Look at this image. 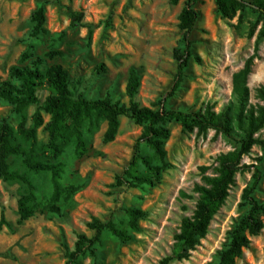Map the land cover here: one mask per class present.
<instances>
[{
	"label": "rangeland",
	"instance_id": "1",
	"mask_svg": "<svg viewBox=\"0 0 264 264\" xmlns=\"http://www.w3.org/2000/svg\"><path fill=\"white\" fill-rule=\"evenodd\" d=\"M188 0L173 4L170 0H0V84L9 79L12 66L30 64L21 55L33 43V58L60 63L69 72L75 94L100 98L111 93L115 100L128 103L126 85L131 67L141 75L137 100L144 106L161 109L199 110L212 105L217 111L235 104L234 75L253 54V71L249 76L250 103L257 104L256 89L264 84V38L257 36L262 26L258 15L247 10L233 19L223 18L216 0H196L199 19L191 33L192 57L182 81L173 90L177 74L174 50L182 46L183 31L179 14ZM44 6L47 34L33 39L32 13ZM87 24L94 26L89 34ZM255 26V33L249 36ZM58 52L55 57L47 54ZM103 65V69H98ZM43 100L48 90L38 92ZM35 106L27 109V126L32 125ZM6 118L16 128L20 118L12 105L0 100V123ZM45 121L49 115H44ZM170 136L165 142L168 168L155 186L132 188L118 185L133 158L135 144L143 127L122 116L119 131L112 142H104L106 122L86 137L90 152L79 158L74 145L66 148L59 160L65 163L64 186L78 185L69 200L60 203L61 214L46 209L52 194L51 175L29 171L23 156H11L10 167L26 173L35 185L39 207L35 215L21 221L18 199L25 187L17 182L0 181V264H69L67 252L74 250L80 233L95 235L88 223L94 218L113 220L120 228L130 229L125 209L140 208L147 213L140 220L141 229L134 239L121 242L109 231L94 246L95 256L87 253L74 264H210L228 241L239 219L247 213L243 204L244 189L258 182L256 198L264 202V151L254 146L242 163L247 167L236 176L225 203L215 214L207 235L187 259H166L173 255L176 235L184 216L193 213L200 182L199 167L214 166L216 157L238 147L235 138L197 131L186 132L181 123L166 124ZM264 137V129L260 132ZM24 149L38 159L47 157L38 150L48 140L43 126L37 141L17 137ZM146 153L152 151L145 145ZM212 172V170H210ZM237 264H264V229L252 237Z\"/></svg>",
	"mask_w": 264,
	"mask_h": 264
},
{
	"label": "trees",
	"instance_id": "2",
	"mask_svg": "<svg viewBox=\"0 0 264 264\" xmlns=\"http://www.w3.org/2000/svg\"><path fill=\"white\" fill-rule=\"evenodd\" d=\"M177 4L180 0H170ZM196 0H188L179 14V28L183 31L180 48L174 50L177 61V74L173 90L180 85L184 72L192 57L191 33L199 19V12L195 8ZM217 11L223 18L233 19L247 10L258 15L262 26L259 30L256 51L261 39L264 38V0H216ZM33 27L29 33L33 39H40L47 34V16L44 6H40L32 13ZM91 35L94 26L87 24ZM255 33V26L249 31V36ZM34 44L28 45L21 55V61L30 60L24 66H12L9 79L0 84V100L12 105V111L20 118L14 128L8 119L0 123V181L17 182L25 187L24 193L18 199V213L20 220L33 217L39 207L35 185L30 177L23 172L10 167L11 156H23L24 166L31 172H47L51 175L52 194L47 210L61 214L60 203L71 199L79 190L78 185L64 186L63 176L66 170L65 163L59 160L67 147L74 145L75 155L79 158L86 156L91 145L86 137L93 133L102 122L107 123L104 133V142L115 140L120 127V119L126 116L136 124L143 127L142 133L135 144L132 160L118 175V185L126 184L132 188L155 186L161 181L163 172L168 168L167 150L165 142L170 136L166 124L171 121L181 123L186 132L197 131L205 135L210 130L229 138H235L238 147L216 157L214 166L202 165L199 167L201 180L194 186L198 194L193 213L184 216L181 221L180 232L176 235L175 250L171 260L187 259L192 250L204 238L215 214L225 203L230 190L235 184L237 174L247 165L243 158L252 152L254 146H260L264 151V137L260 132L264 129V84L256 89V97L260 102L250 103L249 76L253 71L255 54L251 55L244 66L235 73L234 94L235 104L226 109L217 111L214 106L207 105L199 110L153 109L142 105L137 100L141 86V75L135 67L129 71L126 85L128 103L115 100L111 93L104 97H88L83 93L75 94L70 85L68 70L60 63H48L46 58L36 56L33 58ZM58 52H50L47 57L54 58ZM98 69H103V65ZM48 90L47 96L42 100L38 92ZM35 106L32 114V125L27 126V109ZM49 115L45 121L44 115ZM48 133L47 142L38 148L40 154L47 159L41 160L24 149L17 137L30 142L31 150L37 141L39 127ZM147 146L152 154L144 151ZM212 170V172H210ZM258 187L257 178L247 186L242 194L243 204L248 207L234 229L231 231L227 245L221 249L217 258L210 264H237L243 258L244 251L250 248L252 237L261 234L264 229V202L256 198ZM129 228H120L113 220L102 221L94 218L88 227L94 230L95 235L89 237L85 233L78 235L75 248L67 252L69 264H74L78 258L88 252L95 256L94 246L101 241L104 231H109L121 242L127 243L134 239V232L141 229L140 220L147 213L140 208L127 207L125 209ZM5 222L2 214L0 226Z\"/></svg>",
	"mask_w": 264,
	"mask_h": 264
}]
</instances>
